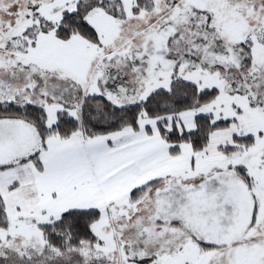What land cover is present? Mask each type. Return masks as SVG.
Returning a JSON list of instances; mask_svg holds the SVG:
<instances>
[{
	"label": "snow or ice",
	"instance_id": "obj_1",
	"mask_svg": "<svg viewBox=\"0 0 264 264\" xmlns=\"http://www.w3.org/2000/svg\"><path fill=\"white\" fill-rule=\"evenodd\" d=\"M0 264H264V0H0Z\"/></svg>",
	"mask_w": 264,
	"mask_h": 264
}]
</instances>
